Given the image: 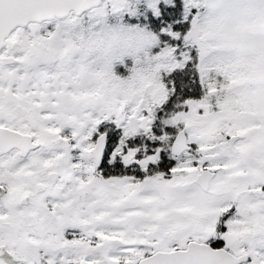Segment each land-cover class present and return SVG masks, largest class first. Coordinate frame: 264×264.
I'll use <instances>...</instances> for the list:
<instances>
[{"label": "snow or ice", "instance_id": "snow-or-ice-1", "mask_svg": "<svg viewBox=\"0 0 264 264\" xmlns=\"http://www.w3.org/2000/svg\"><path fill=\"white\" fill-rule=\"evenodd\" d=\"M0 264H264V0H0Z\"/></svg>", "mask_w": 264, "mask_h": 264}, {"label": "rangeland", "instance_id": "rangeland-1", "mask_svg": "<svg viewBox=\"0 0 264 264\" xmlns=\"http://www.w3.org/2000/svg\"><path fill=\"white\" fill-rule=\"evenodd\" d=\"M125 63L130 67L132 65V60L130 58L125 59ZM116 68L118 69V74L120 75H127V69H125L123 66L117 64Z\"/></svg>", "mask_w": 264, "mask_h": 264}]
</instances>
